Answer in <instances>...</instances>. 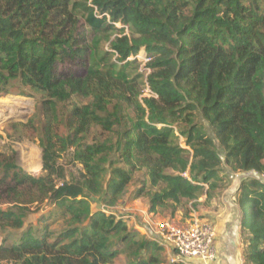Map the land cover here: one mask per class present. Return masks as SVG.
Listing matches in <instances>:
<instances>
[{"label":"trees","instance_id":"obj_1","mask_svg":"<svg viewBox=\"0 0 264 264\" xmlns=\"http://www.w3.org/2000/svg\"><path fill=\"white\" fill-rule=\"evenodd\" d=\"M142 48L152 58L146 79L138 61L130 60ZM15 82L50 97L44 107L48 173L55 171L49 158L58 145L76 149L84 172L75 183L57 187L51 174L12 173L6 166L0 206L13 207L0 210L2 230L22 229L29 206L51 196L54 218L68 227L55 236L44 217L36 235L27 231L10 244L6 237L1 263L113 264L120 243L135 248L131 264H160L157 252L164 247L158 241H137L124 220L93 211L92 199L114 206L134 173L146 169L151 186L161 190L152 193L143 185L133 199L149 197L156 213L170 203L199 199L206 185L216 189L227 164L239 173H257L244 177L238 201L242 231L255 247L245 260L264 264V0H0V99ZM147 87L152 96L143 104L139 98ZM74 95L95 103L74 108L72 132L54 141L56 103ZM112 100L113 112L107 108ZM197 114L214 136L194 123ZM181 121L191 154L178 143L174 126ZM93 122L108 131L120 128L117 142L83 145Z\"/></svg>","mask_w":264,"mask_h":264},{"label":"rangeland","instance_id":"obj_2","mask_svg":"<svg viewBox=\"0 0 264 264\" xmlns=\"http://www.w3.org/2000/svg\"><path fill=\"white\" fill-rule=\"evenodd\" d=\"M117 27L123 28L121 24H118ZM125 35L132 38L128 27L125 29ZM114 38L115 36H113ZM104 50L111 51L110 44H105ZM135 59L139 63V72L145 75L146 79L150 73L147 65L152 60L147 49L142 48L137 57L130 58V60ZM22 91L31 93L33 97L18 95ZM150 93L151 90L147 87L144 93L140 95L139 99L143 104L145 98L152 96ZM3 98H5V101L0 104V178L4 175L7 166L13 168L12 173L23 170L35 177L51 174L57 187H62L63 183L72 184L78 181L84 172V167L76 159V149L74 148L62 151L60 145H58L53 152V159H51L52 156L49 158L55 171L48 173L45 168L43 145L48 142L46 127L49 121L44 107L45 102L50 100L47 93L34 91L24 87L19 82H15L11 94L5 95ZM108 100H110L109 97ZM94 103L95 99L93 97L83 98L78 95L72 96L67 101L57 102V115L56 118L52 117V130L55 133L54 141H57L58 137H66L72 132L70 118L74 108ZM107 108L108 111H115L117 109L116 101L108 102ZM107 113L102 111L101 115L105 117ZM194 123L198 126H204L206 132L210 136H214L213 131L200 114L194 117ZM186 126L187 124L181 121L176 123L174 128H176L179 137L178 143L190 151L191 154L192 150L186 145L185 138L182 135ZM118 132H120V128H116V132L108 131L102 124L93 122L83 135V145L108 144L111 147L118 140ZM112 158H116V154H113ZM12 165H15L16 168ZM245 175V173L236 172L227 164H224L220 169L221 181L217 183L218 187L216 189L209 190V186L206 185L205 195L199 199L194 201L184 200L179 205L170 203L166 209L160 208L158 212L154 213L151 212V199L149 197L146 196L138 200L133 199L136 189L143 185H146L147 190L152 193L161 190V187L154 188L151 186L146 169L139 170L134 173L133 181L117 204L108 206L101 203L99 197H94L92 199V209L93 211L102 210L109 215H114L118 220H124L128 225L129 233L137 235V241L143 239L157 241L156 235L159 230L161 232L162 225L169 223L179 227L188 226L194 217L211 223L215 227L217 235L222 233L224 236H228L231 229L242 225L243 213L238 201V192ZM186 176L189 177V175ZM109 178L110 172L107 170L104 174L105 183L108 182ZM262 179L264 180L263 177ZM10 207L13 206L1 205L0 210L5 211ZM55 210V201L52 196L47 197L43 202L30 205L22 229L13 230L7 227L6 230H2L0 228V246L3 239L8 236H10L8 241V244H10L19 242L22 235L27 231H31L33 235H36L44 227L42 222L44 217L50 218L49 227L55 236L61 234L68 227V223L59 218L55 219ZM245 212V229L247 230L249 224L248 210L246 209ZM239 237L244 256H246L248 250L253 251L255 247L250 246L246 232L242 231ZM115 248L121 250L122 253L113 264H131L134 262L133 253L135 248L130 250L127 245L120 243ZM157 254L161 257L160 264H170L169 255L165 249L162 252H157ZM150 255L151 253H145L144 256L148 258ZM0 264L11 263L0 262Z\"/></svg>","mask_w":264,"mask_h":264},{"label":"built area","instance_id":"obj_3","mask_svg":"<svg viewBox=\"0 0 264 264\" xmlns=\"http://www.w3.org/2000/svg\"><path fill=\"white\" fill-rule=\"evenodd\" d=\"M156 238L167 251L170 264H196L195 260L211 263L219 257L215 227L197 217L188 226L162 225Z\"/></svg>","mask_w":264,"mask_h":264},{"label":"crops","instance_id":"obj_4","mask_svg":"<svg viewBox=\"0 0 264 264\" xmlns=\"http://www.w3.org/2000/svg\"><path fill=\"white\" fill-rule=\"evenodd\" d=\"M240 233H242V225L231 229L228 236L222 233L218 234L216 246L219 257L216 261L205 263L200 260H195L196 264H247L244 256V251L241 247Z\"/></svg>","mask_w":264,"mask_h":264},{"label":"bare ground","instance_id":"obj_5","mask_svg":"<svg viewBox=\"0 0 264 264\" xmlns=\"http://www.w3.org/2000/svg\"><path fill=\"white\" fill-rule=\"evenodd\" d=\"M9 97H10V96H9ZM4 101H5V98L2 97V98L0 99V104H1L2 102H4ZM37 158H38V157H37ZM35 161H38V160H35Z\"/></svg>","mask_w":264,"mask_h":264},{"label":"water","instance_id":"obj_6","mask_svg":"<svg viewBox=\"0 0 264 264\" xmlns=\"http://www.w3.org/2000/svg\"><path fill=\"white\" fill-rule=\"evenodd\" d=\"M251 174L257 176V173L256 172H252ZM251 174H246L245 176L251 175Z\"/></svg>","mask_w":264,"mask_h":264}]
</instances>
